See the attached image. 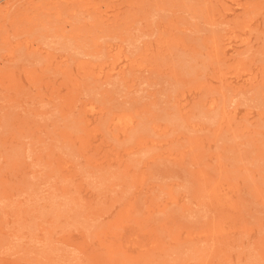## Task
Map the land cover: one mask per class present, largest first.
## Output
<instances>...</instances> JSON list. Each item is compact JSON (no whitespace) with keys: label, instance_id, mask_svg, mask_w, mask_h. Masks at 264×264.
<instances>
[{"label":"rangeland","instance_id":"374dc122","mask_svg":"<svg viewBox=\"0 0 264 264\" xmlns=\"http://www.w3.org/2000/svg\"><path fill=\"white\" fill-rule=\"evenodd\" d=\"M0 264H264V0H0Z\"/></svg>","mask_w":264,"mask_h":264},{"label":"bare ground","instance_id":"6f19581e","mask_svg":"<svg viewBox=\"0 0 264 264\" xmlns=\"http://www.w3.org/2000/svg\"><path fill=\"white\" fill-rule=\"evenodd\" d=\"M229 43H230V42H229ZM229 43H228V44H229ZM94 107H95V106H94ZM123 120H124V117H123ZM126 120H128V119H126ZM123 124H124V123H123ZM127 125H128V124H127ZM124 126H125V125H124ZM221 187H222V186H221Z\"/></svg>","mask_w":264,"mask_h":264}]
</instances>
